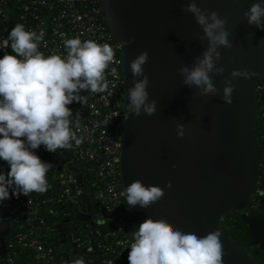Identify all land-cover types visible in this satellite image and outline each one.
Listing matches in <instances>:
<instances>
[{"label":"water","instance_id":"95a60500","mask_svg":"<svg viewBox=\"0 0 264 264\" xmlns=\"http://www.w3.org/2000/svg\"><path fill=\"white\" fill-rule=\"evenodd\" d=\"M105 23L119 42L124 74L125 114L127 88L131 86L128 64L140 51L148 53L144 73L147 92L156 100L152 115H128L122 128L120 175L124 186L133 180L164 187L162 198L147 208L129 206L126 213L134 230L148 217L163 219L185 232L203 236L221 233L222 264H261L264 261V216L248 213V200L259 181L262 158L254 132L257 87L264 76V41L258 28L243 15L240 0H195L201 10L225 20L229 48H219L221 75L212 76L215 96H201L181 84L177 68L191 67L205 51L200 29L191 13L182 10L188 0H100ZM233 69L254 75L235 78L231 104L221 100L224 78ZM181 124L182 137L175 136ZM230 210L245 223L249 243L244 250L221 229ZM261 251V259L254 256Z\"/></svg>","mask_w":264,"mask_h":264},{"label":"clouds","instance_id":"9594fccd","mask_svg":"<svg viewBox=\"0 0 264 264\" xmlns=\"http://www.w3.org/2000/svg\"><path fill=\"white\" fill-rule=\"evenodd\" d=\"M191 13L200 29V39L206 48L193 66L181 65L177 73L181 84L193 89L201 96H215L217 89L212 76L221 75L222 66L219 48H229V31L225 20L215 13H207L188 0L181 6ZM245 21L258 29H264V0L254 2L243 13ZM44 30H26L17 23L8 31L7 39L0 48H10V53L0 56V161L6 162L8 171H0V205L18 195L44 193L48 188L47 175L52 167L35 153L38 147L50 153L58 149L79 146L74 129L80 127V113L75 116L68 105L78 102L82 107L86 95L81 92L99 94L108 89L105 70L114 60V50L108 44L93 40H81L78 36L63 40V55L45 56L39 46L44 42ZM148 53L140 51L129 61L131 86L127 88V104L124 118L141 113L152 115L156 111V100L147 92L148 76L143 66ZM254 73L246 69H233L224 78L221 100L231 104L235 78L249 79ZM175 136L184 134L181 124L175 126ZM166 182L161 188L155 184L144 185L133 180L124 186L120 195L132 207L147 208L158 202ZM103 218L97 224H104ZM0 221V229L3 228ZM221 233L217 230L197 236L167 224L163 219L146 218L132 231L127 244L128 264H222ZM75 264H84L83 258Z\"/></svg>","mask_w":264,"mask_h":264},{"label":"built area","instance_id":"2783aa9c","mask_svg":"<svg viewBox=\"0 0 264 264\" xmlns=\"http://www.w3.org/2000/svg\"><path fill=\"white\" fill-rule=\"evenodd\" d=\"M243 1L247 7L254 2ZM17 23L23 24L26 30H44V42L39 50L45 56L63 55V40L78 36L82 41L108 44L114 50V60L105 70L106 92L87 94L82 91L81 95H86L85 105L74 102L67 106L74 116L79 110L80 127L74 131L82 138V143L55 153L45 151L42 146L34 150L42 161L52 164L46 174L47 190L17 198H11L10 192V198L0 205V215L5 211L14 227L0 264H75L77 257L83 258L84 264H128L126 247L134 228L120 195L123 183L119 168L124 74L120 44L108 30L101 1L0 0V46ZM10 51L7 47L0 48V56ZM260 91L264 92V85L259 83L257 97ZM0 171L7 173L6 162L0 161ZM260 174L264 175L263 161ZM89 202H96L100 213L82 223L70 221L67 240L55 250L53 223L47 219V212L59 207L62 210L59 218L70 213L82 214ZM66 209L69 211L63 213ZM100 218L110 223V227L96 226Z\"/></svg>","mask_w":264,"mask_h":264},{"label":"trees","instance_id":"16d2710c","mask_svg":"<svg viewBox=\"0 0 264 264\" xmlns=\"http://www.w3.org/2000/svg\"><path fill=\"white\" fill-rule=\"evenodd\" d=\"M244 4L247 7V4L245 2ZM261 32H264V29H258L259 38L264 41V36L261 35ZM260 84L264 85V76L262 77ZM257 100H258L257 116H256V121H255L254 132L259 137V141H260L259 150H260L262 161L264 162V117H263L264 116V92L262 91L258 92ZM263 184H264V175L260 174L259 181L254 187L250 195V198L248 200V213L249 214H260V211L264 212V186ZM254 200L257 201L256 202L257 204L255 206L253 205L255 202ZM88 204L89 206L83 208L84 212L82 214L78 212H76V214L70 213L68 216H62L63 219L58 217V215H62L61 213L62 210L59 207L52 208L51 210L47 212L46 214L47 219L53 223L52 237L54 239L53 248L55 250L59 247L60 244L63 245V243H65V241L67 240L66 235L69 232L70 221H76V224L82 223L85 221H89L91 215L100 213L99 206L96 202H89ZM66 211L68 212L69 210L66 209L64 210L63 213H65ZM0 216H1L0 221H2L4 225L2 228L3 233H4V236H3L4 242L2 246L0 247V259H2L3 256L5 255V249H6L5 244L13 236L14 227H13L12 222L9 220L7 214L5 213V211H2ZM93 225L95 226V224ZM97 225H100L99 228L101 229H107L110 227V223L96 224V226ZM221 229L222 231L226 232L228 236H230L232 239L236 240L244 250L251 249L252 248L251 246H256V245H251L249 243L250 238L248 236L247 227L245 223L242 221V219L240 218L239 213L235 210H230L229 212L225 214L224 218L222 219ZM256 249H257V246H256ZM76 253H77V250H76ZM261 254L263 253L259 251L254 256V260H258ZM79 255H81V252L79 253ZM79 258L77 257L76 260Z\"/></svg>","mask_w":264,"mask_h":264},{"label":"flooded vegetation","instance_id":"af4514ba","mask_svg":"<svg viewBox=\"0 0 264 264\" xmlns=\"http://www.w3.org/2000/svg\"><path fill=\"white\" fill-rule=\"evenodd\" d=\"M261 35L262 36H264V32H261ZM255 202H254V206L257 204L256 202V200H254ZM262 205V204H261ZM260 214H263L264 215V212L263 211H260ZM3 236H4V233H2L1 231H0V247L2 246V244H3V242H4V239H3ZM252 248L251 249H253L254 251H256L257 249H256V246H251ZM263 256V254H261V256H259V259H261V257ZM261 264H264V261H262L261 262Z\"/></svg>","mask_w":264,"mask_h":264},{"label":"crops","instance_id":"0c3cea01","mask_svg":"<svg viewBox=\"0 0 264 264\" xmlns=\"http://www.w3.org/2000/svg\"><path fill=\"white\" fill-rule=\"evenodd\" d=\"M0 231L3 233V230L2 229H0Z\"/></svg>","mask_w":264,"mask_h":264}]
</instances>
